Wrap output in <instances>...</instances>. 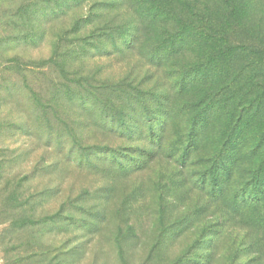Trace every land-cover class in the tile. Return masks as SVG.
<instances>
[{"label":"rangeland","instance_id":"rangeland-1","mask_svg":"<svg viewBox=\"0 0 264 264\" xmlns=\"http://www.w3.org/2000/svg\"><path fill=\"white\" fill-rule=\"evenodd\" d=\"M0 264H264V0H0Z\"/></svg>","mask_w":264,"mask_h":264},{"label":"trees","instance_id":"trees-1","mask_svg":"<svg viewBox=\"0 0 264 264\" xmlns=\"http://www.w3.org/2000/svg\"><path fill=\"white\" fill-rule=\"evenodd\" d=\"M182 39H184V35H182ZM5 163H6V162H5ZM219 170H220V172L225 173V175H229V173H230V166L227 165V164H225V163H223V164H222V167H221ZM215 182H217L216 179H214V183H215ZM8 184H9V183H8Z\"/></svg>","mask_w":264,"mask_h":264}]
</instances>
